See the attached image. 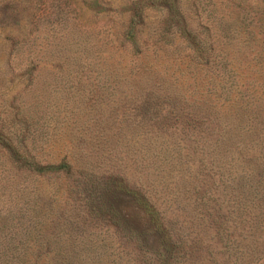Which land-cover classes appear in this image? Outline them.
I'll return each mask as SVG.
<instances>
[{"label": "rangeland", "instance_id": "rangeland-1", "mask_svg": "<svg viewBox=\"0 0 264 264\" xmlns=\"http://www.w3.org/2000/svg\"><path fill=\"white\" fill-rule=\"evenodd\" d=\"M0 136V264H264L263 3L0 0Z\"/></svg>", "mask_w": 264, "mask_h": 264}, {"label": "trees", "instance_id": "trees-1", "mask_svg": "<svg viewBox=\"0 0 264 264\" xmlns=\"http://www.w3.org/2000/svg\"><path fill=\"white\" fill-rule=\"evenodd\" d=\"M261 2L264 5V0H261ZM137 12L139 14V10H137ZM137 12L135 13V18L137 17ZM135 18L133 17L131 19L129 28L127 29V32H126V38H127L128 41H131V38L133 36L132 32L134 30L133 28H134ZM166 20H169V22L174 21L175 22L174 24L180 23L181 26L180 27L178 26L177 29H176V31L181 36H184L185 39H187L188 41L191 40V42H192L191 44L194 45V51H196L197 53H199L200 51H203L202 50V48H203V42H202V40H200L199 38L195 37L194 34H192V33L189 32V30L187 28L186 21L184 20V18L182 17V15L178 12V10H177L176 7H174V6L172 7L171 14L167 15ZM201 61L204 62V63L206 62L205 58H202ZM218 127H221V126L218 125ZM225 127L226 126L221 127V130H224ZM239 129H241V128H239ZM245 131H247V130H245ZM3 137H4V139H6V136H3ZM8 138H9V140H7V141L4 142L2 140V138H1V136H0V143H2L3 145H6L5 147H7V150L10 152V155L14 159H17V161H20V159L23 160L22 157L21 158H17V157H19L16 154L17 151H16V149L14 147H12V146L9 145L11 138L10 137H8ZM230 138L231 137L228 136V139H230ZM216 140H217V138L215 139V141ZM242 144H243V147L242 148L248 146L247 148H245V153L247 154L248 149H249V147L252 146V144H251V142H245V143L242 142ZM256 158L257 157H255L253 159H256ZM251 160H252V158H251ZM23 165H26L27 168L30 169V171H32L33 173H36L38 175H43V174H48V173H59V172H62L64 174H68V172H69V166L67 164H65V163H60L58 165H39V164L35 163L32 160L31 161L30 160H25L24 163H23ZM248 169H249V173H252L253 172L252 168L249 167ZM249 193L251 195H255L257 193L255 187H253V189H252L251 192L248 191L247 192V195ZM142 207H143L144 213L148 215L149 219L151 221H154L153 224L156 225L158 228L159 227H162V224L160 222L161 221V219H160L161 217L159 216L158 211H156L153 208V206L150 203H148V201H143L142 202ZM244 207H245L244 204H242L241 211L244 209ZM255 208L257 209V213H256V215H254V218H258L259 217V220L261 221V222L258 221V223H257V226H259L258 224H262V222L264 221V204H262L261 202L260 203H257V205L255 206ZM254 224H256V221H254ZM256 228H258V227H256ZM167 233H168V231L165 230V229H163L162 234H163V236H165V240L164 241H167L168 242L170 238H169V236H168ZM164 234H166V235H164ZM225 247H227V248L230 247V244L229 245L228 244L225 245ZM162 251L164 253H167L168 252L167 249H162Z\"/></svg>", "mask_w": 264, "mask_h": 264}]
</instances>
